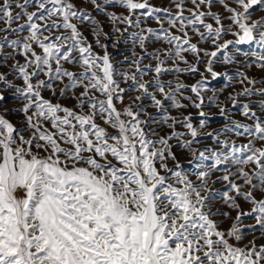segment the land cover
Wrapping results in <instances>:
<instances>
[{"label":"snow or ice","instance_id":"obj_1","mask_svg":"<svg viewBox=\"0 0 264 264\" xmlns=\"http://www.w3.org/2000/svg\"><path fill=\"white\" fill-rule=\"evenodd\" d=\"M240 46L264 0H0V264H264Z\"/></svg>","mask_w":264,"mask_h":264},{"label":"rangeland","instance_id":"obj_2","mask_svg":"<svg viewBox=\"0 0 264 264\" xmlns=\"http://www.w3.org/2000/svg\"><path fill=\"white\" fill-rule=\"evenodd\" d=\"M152 3L158 5V6H165L167 7L168 6V0H151ZM79 7L81 8H87L89 11H91L90 8H88L87 5H84V4H79L78 5ZM186 7H191L190 4H187ZM173 11H175L174 9H172ZM221 9L219 8H213V11H220ZM93 15H95V13H93ZM187 15V13H186ZM208 22H212V21H208ZM149 26L153 27V28H156L158 27L153 21H149ZM107 27V26H106ZM165 27H167V24H165ZM87 34V33H86ZM178 34V33H177ZM190 35H192V33H189ZM91 39V37H89ZM228 39H231L232 37H226ZM193 42H195V38L193 39ZM158 46V45H157ZM203 47H208L207 44L203 45ZM241 47V53L243 52H252V51H256L257 53L259 54H264V53H260V50L258 48H256L255 46H240ZM191 59V57H189ZM241 59H243V55L241 54ZM249 74L250 75H261V73L258 71V70H255L254 68L252 70L249 71ZM195 79H198V77H195V78H188L187 79V83H193ZM224 81H218V82H213V87L215 88H220L222 85H223ZM219 123H222V121H219V119H217V121H215L213 123V126H218Z\"/></svg>","mask_w":264,"mask_h":264}]
</instances>
